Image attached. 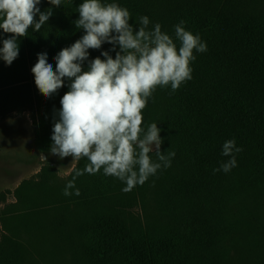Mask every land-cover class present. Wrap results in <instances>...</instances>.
Returning <instances> with one entry per match:
<instances>
[{
	"label": "trees",
	"instance_id": "trees-1",
	"mask_svg": "<svg viewBox=\"0 0 264 264\" xmlns=\"http://www.w3.org/2000/svg\"><path fill=\"white\" fill-rule=\"evenodd\" d=\"M82 2L62 0L39 32L29 28L17 41L11 66L0 60V118L28 113L49 143L69 81L45 99L31 68L46 52L55 69L54 56L84 34L73 23ZM103 2L127 8L134 27L147 16L149 29L159 23L174 39L183 20L207 45L194 50L192 78L175 92L157 87L142 113V127L157 123L161 151L175 156L129 192L101 170L77 177L65 196L87 159L76 160L65 179L42 165L0 192V264H264V0ZM39 7L52 6L41 0ZM8 36L0 29V41ZM111 47L90 49L89 59ZM231 139L243 149L237 166L214 174L230 158L222 145ZM150 156L156 161L155 151Z\"/></svg>",
	"mask_w": 264,
	"mask_h": 264
},
{
	"label": "clouds",
	"instance_id": "clouds-1",
	"mask_svg": "<svg viewBox=\"0 0 264 264\" xmlns=\"http://www.w3.org/2000/svg\"><path fill=\"white\" fill-rule=\"evenodd\" d=\"M61 2L48 0L52 7L41 11V0H0V29L9 34L0 41V60L5 65L11 66L18 58L17 41L27 36L29 28L39 32L53 15V7L59 8ZM77 12L73 23L84 34L54 56L55 69L46 52L37 54L31 68L35 86L45 99L69 81L60 109L54 110L49 153L60 159L88 161L67 183L65 196L73 194L69 190L75 188L77 177L101 170L125 184L122 190L129 192L158 170L170 167L175 156L173 151H161L163 140L157 123L146 130L142 127L149 98L157 87L170 85L175 92L190 80L194 50L203 53L207 45L185 29L183 20L174 26L175 39L162 32L159 23L149 29L147 16L139 17V27H134L129 10L115 2L83 0ZM105 43L112 47L89 59V50H99ZM111 52H115L114 57ZM153 147L156 161L150 156ZM242 150L235 139L225 141L222 155L230 158L213 173L231 171L237 166L235 154ZM74 194L79 196V189Z\"/></svg>",
	"mask_w": 264,
	"mask_h": 264
},
{
	"label": "rangeland",
	"instance_id": "rangeland-1",
	"mask_svg": "<svg viewBox=\"0 0 264 264\" xmlns=\"http://www.w3.org/2000/svg\"><path fill=\"white\" fill-rule=\"evenodd\" d=\"M49 147L28 113L0 118V192L12 191L21 181L34 178L44 164L53 166L58 177L65 179L76 160L51 155Z\"/></svg>",
	"mask_w": 264,
	"mask_h": 264
}]
</instances>
